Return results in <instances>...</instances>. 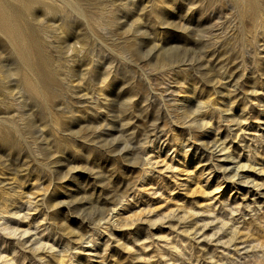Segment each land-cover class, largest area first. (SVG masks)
I'll return each instance as SVG.
<instances>
[{
	"label": "rangeland",
	"instance_id": "obj_1",
	"mask_svg": "<svg viewBox=\"0 0 264 264\" xmlns=\"http://www.w3.org/2000/svg\"><path fill=\"white\" fill-rule=\"evenodd\" d=\"M0 264H264V0H0Z\"/></svg>",
	"mask_w": 264,
	"mask_h": 264
}]
</instances>
